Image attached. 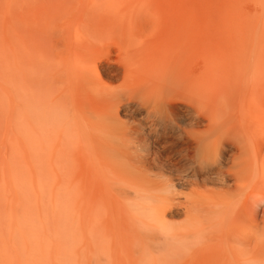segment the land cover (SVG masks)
Wrapping results in <instances>:
<instances>
[{
	"label": "rangeland",
	"instance_id": "1",
	"mask_svg": "<svg viewBox=\"0 0 264 264\" xmlns=\"http://www.w3.org/2000/svg\"><path fill=\"white\" fill-rule=\"evenodd\" d=\"M190 1L194 3L193 10L199 20L196 26L190 24L188 27L190 35H195L197 42L188 47L192 71L186 77L190 93L192 90L194 92L192 98L176 94L172 101L171 111L176 130L170 138L174 143L175 153L179 157L182 154L195 157L194 139L198 135H213L223 144L235 135L240 139H251L252 136L254 145L251 154L258 165L264 166V87L259 84L260 80L257 81L258 77L263 76L261 72L264 68V0ZM164 3L165 0H0V264H264V176L260 181L248 179L247 183L245 180L246 183H242L247 184L244 190H239L231 181L218 185L220 182L217 178H210L208 181L202 179L200 185L194 184L180 191V194L184 193L189 197L198 194L202 200H216L223 206L235 204L231 211H238L240 205L237 204L247 201V213H250L229 217L233 227L228 231L222 227L202 230L199 228L188 233L185 238H176L175 241H171L170 236L163 232L156 231L154 234L150 233L152 236L147 240L137 242L131 239L133 230L131 232L130 229L128 231L127 228H121L118 215L110 210H105V214L95 210V223L89 230L86 227L85 233L84 228L80 230L72 224H63L60 208L58 209L61 198L56 193L49 192L53 182L46 181L50 178L47 172H51L52 168L56 175L49 173L51 179L53 176L57 177L58 171L54 167L56 164L53 166L52 162L47 161L51 164L50 168L45 159L39 158L38 162L41 159L46 163L35 161L36 164L31 166L20 160L13 149L15 136H23L30 142L34 138L33 131L29 130L32 125L24 126L25 122L29 123L33 119H25L22 103L25 98H33L36 94L37 70L34 53L36 46L40 44V37H45L47 33L42 30L48 27L45 17L59 18L57 29L84 31L94 28L98 31L104 39L95 61L100 66L105 84L117 87L122 83V74L115 69L117 63L114 60L123 46H117L119 41L121 44L128 43L132 46V35L140 41L151 40L159 43L174 41L186 35L176 23H171L170 18L176 13L171 10L168 12ZM27 6L30 7L27 15L29 24H26L24 45L21 44L19 51L20 98L19 102L16 100L19 108L17 112H13L16 103L13 85L16 81L12 80V14L17 11L18 18L20 16L19 19L22 20ZM260 7L262 12L259 11ZM142 15H145L143 17H146V20H140ZM196 54L198 59L194 61ZM215 79L217 82L234 81L241 86L237 87L239 101L242 102L241 110L245 104L248 108L244 109L245 112L239 110L240 117L238 110L227 115L225 111L216 108L214 110L210 94L206 96L210 103L205 110L202 109L206 106V100L208 101L205 96L204 105L198 107L196 104L195 96L203 97L202 88L215 83ZM128 117L136 124H143L141 117L136 113H130ZM22 118L27 121L24 122ZM240 128L242 130L239 134ZM243 134L245 136H240ZM152 144L150 142L148 150L154 152L157 146L153 147ZM226 148L222 157H219L221 161H217L219 167L224 170L233 166L235 158L239 160L238 151H230L229 145ZM215 158L211 156L212 160H209L214 162L217 159ZM157 163L154 170L159 173L163 163ZM34 166L38 178L36 185L30 176ZM44 174L48 175L47 178ZM83 178L82 184L88 185L87 177ZM222 188L226 190L225 196L219 193ZM192 189L201 191V194L196 191L197 194L191 195ZM209 189L218 192H209ZM83 191L79 193L83 196L86 194L87 197V193ZM79 193L76 198L82 196ZM202 193L211 194L213 197ZM183 196L185 195L181 196L182 199ZM78 199L80 202L81 199ZM69 200L71 201V197ZM106 211L110 212L107 214ZM97 213H101L100 216ZM251 214L258 219L254 223L249 217ZM99 218L104 219L103 225L100 224ZM190 219L183 208H174L171 210V216L167 218V223L177 230L189 224ZM98 220L100 222H97ZM175 229L172 232H175Z\"/></svg>",
	"mask_w": 264,
	"mask_h": 264
},
{
	"label": "bare ground",
	"instance_id": "2",
	"mask_svg": "<svg viewBox=\"0 0 264 264\" xmlns=\"http://www.w3.org/2000/svg\"><path fill=\"white\" fill-rule=\"evenodd\" d=\"M164 4L168 7V12L171 10L176 13V15L172 13L174 16L170 18L171 23L173 25L176 23L186 35L174 41L160 43L151 40L140 41L132 35V46L128 43L121 44L119 41L120 44L117 46H123L114 60L117 63L115 69L122 74V83L117 87L105 84L100 66L95 61L104 39L98 31L94 28L84 31L57 29L56 23L59 18L45 17L48 29L45 26L47 31L43 28L42 30L47 33L45 37H40V44L36 46L34 53L37 88H33L36 94L33 98H25L22 103L25 119L29 121L33 119L26 123L27 120L22 118L25 122L24 126L32 125L28 128L33 131L34 138L30 142L23 136H15L13 149L20 160L31 166L36 164L35 161L37 163L50 161L53 166L56 164L54 166L58 171L56 178L53 168L51 172H47L50 178L44 174L46 181L53 182L49 192L56 193L61 198L58 209L60 208L62 223L72 224L74 227H79L78 229L84 228V233L86 227L89 230L91 229L89 227L95 223L96 218L93 216L95 210L97 212L110 210L111 213L118 215L120 227L128 231L133 230L134 235L131 239L137 242L147 240L152 236L150 233L154 234L156 231L170 236L171 241L179 237L185 238L188 233L199 228L202 230L222 227L228 231L233 227L229 217L250 213H247V201L237 204L240 205L238 211H231L235 208V204L223 206L216 200H202L196 193L198 190H190L191 195L197 194L191 197L184 193L180 194V191L194 184L200 185L202 179L208 181L210 178H217L220 182L218 185H225L231 181L239 190L241 188L244 190L247 184L242 183H248V179L260 181L264 176V166L258 165L251 154L254 140L250 134L251 139L246 137L240 139L235 135L228 138L224 144L213 135H198L194 139L195 157L176 155L174 143L170 138L176 130L171 106L176 94L192 98L194 92L192 90L190 93L186 77L192 71L189 65L188 47L191 43L197 42L196 36L190 35L188 27L190 24L196 26L199 20L196 19L193 10L194 3L190 0H165ZM29 10L30 7L27 6L22 14V20L19 19L20 16L18 18L17 11L12 14V80L16 81L13 85V94L14 100L18 102L21 55L19 51L21 44L24 45ZM143 16L145 15H142L140 20L146 18ZM197 59L196 54L194 61ZM261 73L263 76L258 77L257 81L260 80L259 84L261 83V86L263 84L264 87V68ZM207 86L202 88L203 97L195 96L194 100L198 107L204 105V100L208 99L205 108L202 109L205 110L211 101L214 110L216 108L225 111L226 115L238 110L240 117L242 102L239 101L237 87L241 86L234 81L217 82V80ZM204 96L209 98L212 96V99L210 98L209 101V98L205 99ZM17 101L13 112H17L19 108ZM245 105L241 110L243 112L248 108ZM130 113L138 114L143 124L132 122L128 117ZM239 130L240 134L242 128ZM150 142L153 143V147L157 146L156 151L148 150ZM227 145L230 146V151H238L239 160L235 158L233 166L224 170L218 164L221 161L219 157H222L227 150ZM211 156L217 159L215 158L213 162ZM39 158L45 160L40 159L38 162ZM156 162L163 163L159 173L154 170L157 167ZM50 163L47 165L51 168ZM49 173L55 174L54 179H51ZM30 176L33 184L36 185L38 178L35 166L32 167ZM83 177H87L89 186L82 184ZM80 189L87 193V197L86 194L83 196L79 193L82 191ZM209 192L216 191L209 189ZM78 193L83 196L78 197L81 203L76 198ZM198 193L201 194V191ZM219 193L226 194L225 188ZM182 195H185L184 199ZM210 195L206 196L210 197ZM174 208H183L186 216L191 218L189 224L177 230L167 223V218L171 216V210ZM109 212L106 211L107 214ZM249 217L252 218L253 223L258 220L252 217V214ZM101 218H99L100 224L103 225L104 219ZM99 220L97 222H100ZM173 229L175 232H172Z\"/></svg>",
	"mask_w": 264,
	"mask_h": 264
}]
</instances>
